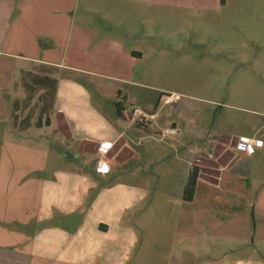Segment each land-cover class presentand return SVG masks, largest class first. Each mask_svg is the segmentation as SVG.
<instances>
[{"label": "crops", "instance_id": "crops-1", "mask_svg": "<svg viewBox=\"0 0 264 264\" xmlns=\"http://www.w3.org/2000/svg\"><path fill=\"white\" fill-rule=\"evenodd\" d=\"M118 1L125 3L117 2L122 22L117 24L121 36L115 37L94 32L88 21L90 3L78 9L80 0H0V57L23 75L17 83V72L10 68L7 82L19 94L10 99V121L0 142V264H110L116 259L121 264L118 257L123 258L130 238L124 219L135 215V205L147 193L143 186L151 183L148 169L153 158L165 159L157 157V145L171 151L182 180L192 165L200 166L195 197L201 184L222 188L225 182L233 190L229 198L234 205H213L211 213L228 211L227 215L248 219L249 214L264 211L253 204L251 195L253 179L264 186V141L243 152L230 144L234 134L214 136L191 128L190 136L188 126L174 119L175 102H167L172 97L164 95L169 89L148 76L143 62L155 48H142L135 37L141 34L149 42L155 36L145 26L141 10L149 13L158 1L166 5L179 1ZM183 1L181 5L186 4ZM77 10L83 18L77 19ZM131 11L134 19L127 17ZM36 75L58 79L50 124L44 117L41 126L39 94L29 102L26 88ZM155 92H161L156 104L150 100ZM123 99L124 110L118 115L115 103ZM133 105L157 117L145 126L136 124L127 116ZM47 128L49 135L43 133ZM50 136L70 147L71 159L82 155L84 160L52 162L46 141ZM189 137L197 139L195 145L186 140ZM206 138L211 142L208 147ZM102 142L112 143L111 149L101 150ZM102 163L107 169H100ZM112 170H132L134 179H111ZM214 200L219 202L217 196ZM236 226L237 236L220 237L222 245L228 240L231 244L223 249L217 244L219 252H203L206 258L201 262L196 254L193 264H264L247 220Z\"/></svg>", "mask_w": 264, "mask_h": 264}, {"label": "rangeland", "instance_id": "rangeland-1", "mask_svg": "<svg viewBox=\"0 0 264 264\" xmlns=\"http://www.w3.org/2000/svg\"><path fill=\"white\" fill-rule=\"evenodd\" d=\"M178 1L171 5L158 1L148 9L149 13L141 10L147 18L145 26H149L148 30L155 37H149V42H145L147 38L141 34L135 37L142 48H155L149 50L143 63L152 81L169 89L164 95L172 97H167V102H175L174 119L180 126H188L186 131L190 136L191 128H202L214 136L234 134L232 145L241 134L264 141V0H185L183 5ZM117 2L125 3L80 0L78 9H82L83 3H90L88 21L94 32L119 37L117 24L122 20ZM77 11V19L83 18L81 10ZM127 17L134 19L136 15L131 11ZM9 62L6 57H0V142L10 121V99L13 93L19 94L7 86L12 76L10 70H14ZM14 71L20 83L23 75L17 66ZM160 95L161 92L151 94V102L158 103ZM44 131L49 135V128ZM186 140L193 146L197 139ZM208 140L206 138L207 147L211 144ZM46 141L52 162L68 165L84 160L82 155L71 159V149L62 139L50 136ZM164 148L155 146L157 157L165 159L153 158L152 167L148 169L151 183L143 186L147 193L135 205V215L124 219L130 238L123 258L118 257L123 260L121 264H193L196 254L202 257L201 262L206 258L203 252H219L217 244L223 249L233 242L228 240L222 245L220 237L237 236L236 222L240 220H247L253 230L251 241L264 253V211L257 210L249 214L248 219L227 215L228 211L220 215L211 213L213 205H234L229 198L233 190H229L225 182L222 188L201 184L197 187L195 201L184 200L183 181L187 179L182 180L180 170L175 167V157ZM110 178L130 182L134 176L132 170L122 173L112 170ZM253 181L256 184L251 193L253 204L260 209L264 207V186L256 178ZM130 229L135 233L134 238ZM116 260L110 264H117Z\"/></svg>", "mask_w": 264, "mask_h": 264}, {"label": "trees", "instance_id": "trees-1", "mask_svg": "<svg viewBox=\"0 0 264 264\" xmlns=\"http://www.w3.org/2000/svg\"><path fill=\"white\" fill-rule=\"evenodd\" d=\"M223 1V0H222ZM58 79L49 75H36L34 77L33 82L27 85L28 92V101L31 102L33 98L39 94V100L42 102L41 105V120L37 122L39 126L43 125V123L50 124L49 114L54 110L55 96L57 91ZM41 88H44V91L41 92ZM125 100L119 101L115 103L118 115H122L124 110ZM35 112L36 107H31ZM31 116V115H30ZM45 118V121L43 122ZM145 126V125H141ZM147 127V126H146ZM200 166L192 165L189 174L187 177L186 184L183 190V199L186 201H193L196 193V186L198 184L199 176H200Z\"/></svg>", "mask_w": 264, "mask_h": 264}, {"label": "built area", "instance_id": "built-area-1", "mask_svg": "<svg viewBox=\"0 0 264 264\" xmlns=\"http://www.w3.org/2000/svg\"><path fill=\"white\" fill-rule=\"evenodd\" d=\"M128 119L139 125H147L151 120L156 117V114L153 112L146 111L138 105H133L131 110L127 113ZM260 140L253 137L239 136L237 137L235 147L239 151H253L254 147ZM112 143L102 142L100 143L99 148L103 151H108L111 149ZM198 161L200 159H197ZM101 170L107 169L106 164L102 163L100 165Z\"/></svg>", "mask_w": 264, "mask_h": 264}]
</instances>
